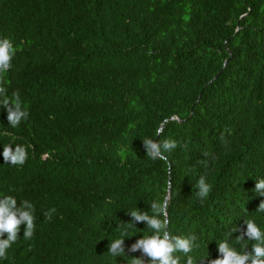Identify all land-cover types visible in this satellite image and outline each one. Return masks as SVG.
I'll return each mask as SVG.
<instances>
[{
	"label": "trees",
	"instance_id": "16d2710c",
	"mask_svg": "<svg viewBox=\"0 0 264 264\" xmlns=\"http://www.w3.org/2000/svg\"><path fill=\"white\" fill-rule=\"evenodd\" d=\"M0 37L17 49L0 86L29 113L13 128L0 106V198L35 208L0 264H126L151 234L128 212L168 192L169 231L196 237L197 262L221 241L252 251L237 237L247 219L264 231V0H0ZM145 138L178 146L153 160ZM114 238L126 254L109 255Z\"/></svg>",
	"mask_w": 264,
	"mask_h": 264
},
{
	"label": "clouds",
	"instance_id": "9594fccd",
	"mask_svg": "<svg viewBox=\"0 0 264 264\" xmlns=\"http://www.w3.org/2000/svg\"><path fill=\"white\" fill-rule=\"evenodd\" d=\"M17 49L13 42L8 37H0V74L10 70L12 59ZM3 84L0 78V85ZM6 88L0 86V106L7 112V120L13 128L17 127L22 120L28 118L29 113L22 108L18 92H13L10 100L6 95ZM160 130H157V135ZM4 135H9L5 132ZM221 140H224L221 134ZM146 155L153 160L166 159L164 153L171 152L177 148V141L165 139L156 141L151 138L142 140ZM226 143V141H225ZM207 155V154H205ZM4 163H9L13 166H22L28 159V152L25 146L17 144L13 147L11 144L3 146L2 152ZM49 154L44 153L42 159H48ZM196 187L198 189L197 196L205 199L212 191V186L207 182L205 176H200ZM255 192L260 196H264V178L256 180ZM151 215L147 211L134 209L128 212L131 217V224L146 223L151 234L142 235L129 248V252L135 253L139 251L140 257L130 256L126 264H146L143 257L148 258V264H181V257L176 253H183L186 257L185 264H202L205 259L197 262L190 253L195 247L196 237L174 235L169 231L170 219L168 217L167 208L168 200L164 198L160 201H152ZM264 212V201L259 204L257 209ZM35 208L28 200H23L17 206V200L11 195H6L0 198V260H6L7 250L18 239L21 225H25L23 237L31 239L35 230ZM55 209L47 210L43 213L44 217L51 220L52 213ZM246 229L237 237L238 240L245 239L254 241L251 245V252L247 251L245 246L243 251L238 252L231 247L228 241L218 243V257L209 261V264H264V231L257 225L253 219L245 220ZM235 231V229H233ZM6 235L7 238H4ZM124 240L122 238H114L110 240L108 245V253L114 257H120L125 253Z\"/></svg>",
	"mask_w": 264,
	"mask_h": 264
},
{
	"label": "water",
	"instance_id": "95a60500",
	"mask_svg": "<svg viewBox=\"0 0 264 264\" xmlns=\"http://www.w3.org/2000/svg\"><path fill=\"white\" fill-rule=\"evenodd\" d=\"M227 63V62H226ZM170 192L167 194V200H169ZM146 257V256H145Z\"/></svg>",
	"mask_w": 264,
	"mask_h": 264
}]
</instances>
